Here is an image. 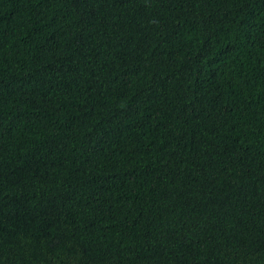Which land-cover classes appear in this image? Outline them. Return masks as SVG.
<instances>
[{"label": "trees", "instance_id": "obj_1", "mask_svg": "<svg viewBox=\"0 0 264 264\" xmlns=\"http://www.w3.org/2000/svg\"><path fill=\"white\" fill-rule=\"evenodd\" d=\"M0 264H264V0H0Z\"/></svg>", "mask_w": 264, "mask_h": 264}]
</instances>
